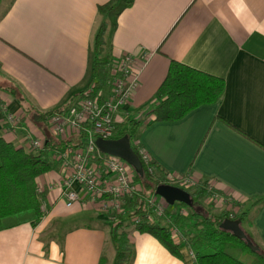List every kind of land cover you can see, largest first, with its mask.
<instances>
[{"label":"crops","instance_id":"0c3cea01","mask_svg":"<svg viewBox=\"0 0 264 264\" xmlns=\"http://www.w3.org/2000/svg\"><path fill=\"white\" fill-rule=\"evenodd\" d=\"M127 1L0 0V137L29 150L31 139L50 136L7 89L17 87L40 113L65 108L92 82L95 37L106 23L110 64L128 53L149 56L138 62L134 115L155 102L172 60L225 80L219 102L154 122L137 142L165 172L191 173L221 201L239 202L251 228L243 230L264 248V0H132L122 8ZM107 3L122 9L101 14ZM6 114L25 121L14 128ZM36 183L45 215L4 219L0 264H113L110 219L91 205L68 206L58 170ZM129 239L132 264H194L187 249L177 257L150 233L130 230Z\"/></svg>","mask_w":264,"mask_h":264},{"label":"trees","instance_id":"16d2710c","mask_svg":"<svg viewBox=\"0 0 264 264\" xmlns=\"http://www.w3.org/2000/svg\"><path fill=\"white\" fill-rule=\"evenodd\" d=\"M132 3V0H128L122 8H127ZM122 8L107 3L99 7V12L101 14L119 13ZM106 31L107 24L102 23L95 37L92 82L97 84V88L102 87L106 82L111 59L110 54L104 55ZM7 90L13 94L24 112L37 124H46L48 116L64 109L62 107L40 113L34 110L17 87ZM225 90L224 79L172 60L167 77L156 93L155 102L144 111L143 119L133 115L126 122L118 124L115 137L121 138L128 135L132 147L142 159L136 146L137 136L142 128L159 121H179L203 105H213L219 102ZM24 121L25 117L21 118L20 124L16 127H21ZM70 143L79 145L75 138L56 140L46 134L43 149L28 150L0 137V230L4 228V219L26 211H34L36 221L42 219L45 215V211L42 210V198L45 191L39 189L36 178L58 169L57 162L52 159V155ZM143 166L144 177L141 178L136 174V180L142 185V192L126 204L125 213L110 219L112 222L111 239L115 248L113 264H132L134 248L129 239L130 230L152 234L173 255L183 257L182 243H176L173 240L168 227L157 222H150L144 201V197L155 193L158 185H173V183L167 179V172L155 161L150 164L143 161ZM150 168L153 169L152 172ZM214 190L210 182L200 181L192 190L195 200L194 207L182 204L187 207L190 214L177 220L181 229L193 234L190 248L196 254L194 264H264V248L249 234L246 233L258 248L257 251L252 250L246 240L239 239L233 232L221 227L226 219L240 220L242 225L245 222L246 213L239 216V214H233L231 210H226L221 215H214L201 211L199 201L210 197ZM219 195L226 198L221 193ZM231 204L233 207L242 209L239 202L232 201ZM135 216L140 218L138 223L132 221Z\"/></svg>","mask_w":264,"mask_h":264},{"label":"built area","instance_id":"2783aa9c","mask_svg":"<svg viewBox=\"0 0 264 264\" xmlns=\"http://www.w3.org/2000/svg\"><path fill=\"white\" fill-rule=\"evenodd\" d=\"M148 58V54L143 52L141 55L128 53L114 59L102 87L97 88V84L92 82L62 111L48 116L46 125L52 138H75L79 143L78 146L70 143L52 155L58 165L63 196L68 206L77 202L91 205L112 219L125 213L126 204L142 192L135 169L121 157L100 151L96 141L98 138L117 139L118 124L132 117L130 105L139 88L138 62ZM5 120L15 127L21 122L14 115L6 116ZM45 142V138L31 139L29 150H41ZM136 146L142 162L150 164L153 161L150 154L139 147L138 142ZM167 179L173 185L187 189L194 188L200 182L190 174L167 173ZM208 198L227 201L217 193ZM144 201L150 222L168 227L173 240L182 243V248L187 249L195 260L196 254L190 248V240L177 223L179 218L189 215L188 209L178 206L179 203L170 205L156 193L144 197ZM235 210L239 211V208ZM132 221L138 223L139 216L133 217Z\"/></svg>","mask_w":264,"mask_h":264},{"label":"water","instance_id":"95a60500","mask_svg":"<svg viewBox=\"0 0 264 264\" xmlns=\"http://www.w3.org/2000/svg\"><path fill=\"white\" fill-rule=\"evenodd\" d=\"M97 147L100 151L111 155L119 156L127 161L137 172V174L143 178L144 166L141 158L132 147L130 137L124 135L117 139H102L98 138L96 141ZM155 193L163 197L170 205L175 203L185 204L189 207H194L195 200L189 191L171 184H160L156 187ZM222 228L233 232V234L239 239L246 240L248 246L257 251V247L248 238L247 234L242 228L240 220L226 219L221 225Z\"/></svg>","mask_w":264,"mask_h":264},{"label":"rangeland","instance_id":"374dc122","mask_svg":"<svg viewBox=\"0 0 264 264\" xmlns=\"http://www.w3.org/2000/svg\"><path fill=\"white\" fill-rule=\"evenodd\" d=\"M109 68V67H108ZM134 114H132L133 116ZM137 115V117H139L140 119L142 118L143 119V114L140 115V113L138 114H135ZM181 187V186H179ZM187 191H189L190 193H192V190H193V187L192 188H184V187H181ZM178 203V202H177ZM176 203V204H177ZM180 207H185L184 205L180 204L179 205ZM199 207L201 209V211L205 212V213H210V214H214V215H221L224 211H229L231 210L233 212V214H242V212L239 210H235L236 207H233L232 204L228 205L227 203H225V201H219V200H211L210 198H206V199H203V200H200L199 201ZM187 208V207H185ZM189 214H190V211L188 210ZM251 217L249 218V221H250ZM198 221H200V219H197ZM242 227L245 231H251V228L248 224V221L247 222H244L242 224ZM184 235L189 239L191 240V237H192V232H187L184 230ZM191 243V242H190Z\"/></svg>","mask_w":264,"mask_h":264}]
</instances>
